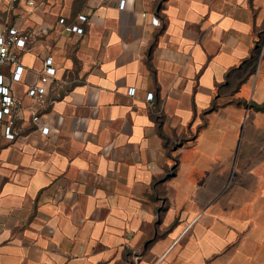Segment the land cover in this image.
Instances as JSON below:
<instances>
[{
  "label": "crops",
  "instance_id": "crops-1",
  "mask_svg": "<svg viewBox=\"0 0 264 264\" xmlns=\"http://www.w3.org/2000/svg\"><path fill=\"white\" fill-rule=\"evenodd\" d=\"M25 1L0 0L29 35L0 264H264V0Z\"/></svg>",
  "mask_w": 264,
  "mask_h": 264
},
{
  "label": "built area",
  "instance_id": "built-area-1",
  "mask_svg": "<svg viewBox=\"0 0 264 264\" xmlns=\"http://www.w3.org/2000/svg\"><path fill=\"white\" fill-rule=\"evenodd\" d=\"M17 1V0H14ZM37 0H26L28 6H33ZM125 0L121 1L124 7ZM88 17L84 14L78 16L76 23H67L65 18H61L60 23L64 24L68 32L83 34ZM158 22V19H155ZM42 33L47 34L48 28H42ZM29 35L22 28L16 25L5 24L0 28V121H3V130L5 135L14 139L16 137L15 126L17 118L24 109L22 98L17 97L8 83L6 68L11 71L10 78L15 81L22 79L25 67L21 60V50L27 47ZM57 75L54 56L49 54L45 57L43 68L39 73V79L30 84L27 89V95L38 105L49 103L48 92L49 85ZM130 94H135V88H130ZM147 99H153V93L147 95ZM35 122L39 121L38 114L33 116ZM49 127L43 126L41 131L49 133Z\"/></svg>",
  "mask_w": 264,
  "mask_h": 264
},
{
  "label": "trees",
  "instance_id": "trees-1",
  "mask_svg": "<svg viewBox=\"0 0 264 264\" xmlns=\"http://www.w3.org/2000/svg\"><path fill=\"white\" fill-rule=\"evenodd\" d=\"M254 107L258 108V109H264V103L263 104H254Z\"/></svg>",
  "mask_w": 264,
  "mask_h": 264
}]
</instances>
